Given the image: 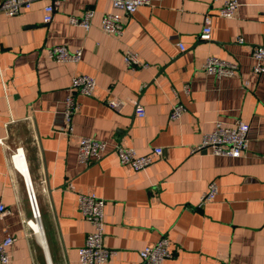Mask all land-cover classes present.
Instances as JSON below:
<instances>
[{"label":"crops","instance_id":"obj_1","mask_svg":"<svg viewBox=\"0 0 264 264\" xmlns=\"http://www.w3.org/2000/svg\"><path fill=\"white\" fill-rule=\"evenodd\" d=\"M60 1L49 23L43 16L50 0H35L14 16L0 8V204L6 207L0 242L7 232L15 237L10 264H80L92 227L79 195L91 193L106 201L104 242L117 250L104 264H139L141 249L163 236L172 256L162 264H264V72L254 73L251 57L254 46L264 47V0H236L231 18L217 13L226 0H160L132 14L118 11L120 36L102 28L103 16L117 11L110 0ZM88 9L95 12L90 28L70 21ZM207 13L212 38L203 40ZM55 45L81 49V60L50 58ZM128 50L138 53L140 65L125 63ZM209 56L237 63L238 73H207ZM79 74L94 78L96 88L92 95L75 92L70 129L65 100ZM112 99L122 101L120 109L108 104ZM178 102L185 111L173 120ZM238 120L250 125L241 156L191 152L216 121ZM82 136L106 141L101 160L79 161ZM116 145L139 154L160 146L163 154L135 171L121 163ZM26 178L41 211L42 238L26 224L32 217ZM212 182L218 193L201 204Z\"/></svg>","mask_w":264,"mask_h":264},{"label":"built area","instance_id":"obj_2","mask_svg":"<svg viewBox=\"0 0 264 264\" xmlns=\"http://www.w3.org/2000/svg\"><path fill=\"white\" fill-rule=\"evenodd\" d=\"M117 11L105 14L102 18V28L108 33L115 35L123 34V24L121 13H134L142 5H152L160 0H110ZM35 0H2L0 8L9 16L19 15L23 10L30 9ZM60 0H50L44 6L43 20L45 23L52 21L55 12L60 6ZM239 3L236 0H226L218 9V15L222 17H234ZM95 12L93 9L86 10L82 16H71L70 21L86 29L91 27V21ZM200 38L210 40L212 38V15L207 13L204 18V26L200 33ZM239 42H243L242 37H238ZM184 50L185 47L180 45ZM83 51L69 50L65 45H55L48 49L50 58L59 62H78L82 58ZM251 57L254 59L253 71L256 74L264 72V47L254 46L251 49ZM125 63L130 67L140 65L138 53L128 50L124 56ZM146 66V65H144ZM204 70L217 77L234 76L239 71L237 63L221 59L217 56H209L203 63ZM96 88V80L88 75H75L69 93L65 100L64 115L70 129H72L73 116L78 109V102L75 98V92L92 95ZM186 92L190 91L189 85H185ZM108 104L116 109H120L122 101L109 100ZM185 111V106L181 103H175L172 107L170 118L179 119ZM136 113L139 116L145 115L143 106L137 104ZM250 130L249 123L238 120L233 125H226L222 121H216L212 131L203 135L200 143L191 147V152L208 150L215 155H228L232 157L241 156L248 148ZM0 145H4L3 139H0ZM121 163L130 165L135 171H140L152 165L163 154V148L160 146L152 147L147 153L139 154L133 147L115 146ZM107 153L106 141L91 136H82L79 143L78 159L81 163L89 165L92 162L101 160ZM22 159L23 154L18 149L14 154V159ZM16 161V160H15ZM17 165V163H16ZM18 166V165H17ZM19 167V166H18ZM26 190L31 207L32 217L26 224L36 235L42 233L41 211L38 205L37 196L33 185L26 178ZM218 193V186L215 182L209 184L208 189L201 195L200 202L204 204L213 200ZM106 201L102 197L91 194L79 195V209L85 219L90 223L92 229L86 237L84 245L79 249L80 264H104L111 257L117 254L116 249L109 248L104 242V211ZM6 211V207L0 204V216ZM15 237L11 233H6L0 242V263L10 264V247L13 245ZM172 256L170 249V239L163 236L154 245H149L141 249L139 264H162L164 260Z\"/></svg>","mask_w":264,"mask_h":264},{"label":"bare ground","instance_id":"obj_3","mask_svg":"<svg viewBox=\"0 0 264 264\" xmlns=\"http://www.w3.org/2000/svg\"><path fill=\"white\" fill-rule=\"evenodd\" d=\"M16 159H17V158H16ZM18 160H20V159L18 158ZM19 168H20V167H19ZM40 237H41V238L43 237L41 231H40Z\"/></svg>","mask_w":264,"mask_h":264}]
</instances>
